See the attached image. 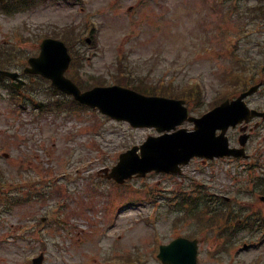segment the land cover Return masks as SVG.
I'll return each mask as SVG.
<instances>
[{"label": "rangeland", "instance_id": "obj_1", "mask_svg": "<svg viewBox=\"0 0 264 264\" xmlns=\"http://www.w3.org/2000/svg\"><path fill=\"white\" fill-rule=\"evenodd\" d=\"M212 3L213 0L62 2L59 8L40 7L10 21L0 18L2 27L5 25L0 30V43L7 42L10 48L21 45L26 50L21 49L19 54L29 57L39 52L45 36L64 35L74 44L76 56L68 75L83 89L114 83L133 85L151 95L158 91L159 95L188 98L191 115L200 116L225 92L234 90L228 80L236 56L227 53L233 49L227 46V38L237 39L243 31L240 30L248 27L246 20L234 14L225 20L226 34L220 35V14L229 8L221 7L219 14ZM92 23L97 28L88 44L81 37L88 35L85 24ZM246 30L251 32L250 28ZM249 40L244 37L234 53L250 59L246 49ZM18 60L13 62L17 65L13 69L22 72L18 65L21 58ZM23 77L27 84L21 98H32L34 105L27 101L21 108L14 96L10 99V80L0 86V184L11 188L6 195L0 192V264H31V259L40 253H44L43 264H162L156 259L157 243H168L177 235L195 230L196 218L183 207L186 198H200L197 208H202L203 198L224 202V196H233L238 203L236 210L249 209L244 214L258 208L256 195L237 193L243 187H252L247 160L195 157L179 174L151 171L122 184L104 178L99 174L102 167L115 165L121 151L141 144L149 135H158L157 131L135 128L97 109L79 107L71 97L55 95L47 80ZM198 80L199 84L193 86ZM184 89L196 93V98L183 93ZM40 100L48 105L43 111L37 108ZM248 101L249 106L264 110V88ZM181 126L193 128L187 121ZM228 135L232 145L238 144L239 127L230 128ZM248 144V150L256 153L255 158L260 155L264 163V125L254 130ZM85 160H93L87 170L84 167L89 162ZM77 165L79 171L75 169ZM60 171H68V175L62 176ZM35 174L45 182L20 187L26 179L34 180ZM22 190L25 201L15 198ZM154 209L156 220L151 222ZM183 213L187 214L184 220L176 223L174 219ZM203 216L209 218L206 211ZM240 217L243 215L234 220ZM251 232L239 231L237 238L254 243L264 233L259 230L252 236ZM199 236L202 264H251V260L264 254V244L238 252L223 249L218 238Z\"/></svg>", "mask_w": 264, "mask_h": 264}, {"label": "water", "instance_id": "obj_2", "mask_svg": "<svg viewBox=\"0 0 264 264\" xmlns=\"http://www.w3.org/2000/svg\"><path fill=\"white\" fill-rule=\"evenodd\" d=\"M70 61L71 56L63 42L46 39L42 43L41 55L30 59L32 67L27 71L41 73L50 78L53 85L73 94L81 102L98 107L114 118L127 120L136 127L153 126L162 132L175 129L186 119L195 123L193 131L182 128L173 133L149 136L141 146H135L123 154L120 164L111 174L118 180L153 169L179 172L180 165L188 163L193 156H245L243 149L229 148L226 136L230 126H236L252 114L242 101L245 95L232 102L225 101L202 117H193L188 115L182 100L145 96L129 88L97 86L82 92L64 75ZM10 75L16 77V74ZM217 129L222 130L219 135L216 134ZM245 140L246 135L241 137V143L244 144ZM137 149H140V154ZM195 245V242L178 238L170 245H162L158 257L164 263L196 264Z\"/></svg>", "mask_w": 264, "mask_h": 264}, {"label": "flooded vegetation", "instance_id": "obj_3", "mask_svg": "<svg viewBox=\"0 0 264 264\" xmlns=\"http://www.w3.org/2000/svg\"><path fill=\"white\" fill-rule=\"evenodd\" d=\"M6 3V4H5ZM9 5H8V4ZM13 3V4H12ZM3 4H5L3 7H4V9H3V7H2V5ZM8 8H10V9H8ZM13 8L14 9H16L17 11H21L23 8L22 7H20V6H17V5H15V2L13 1V0H0V17L1 16H10L11 14H10V12L13 10ZM21 13H23V12H18V15L19 14H21ZM260 56H261V59H264V52H262L261 54H260ZM261 76H262V78L264 79V69H263V71H262V73H261Z\"/></svg>", "mask_w": 264, "mask_h": 264}]
</instances>
